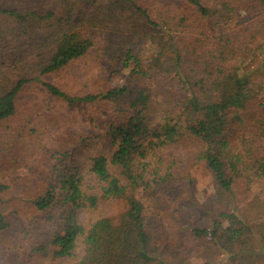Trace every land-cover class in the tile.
Returning a JSON list of instances; mask_svg holds the SVG:
<instances>
[{"label":"trees","instance_id":"trees-1","mask_svg":"<svg viewBox=\"0 0 264 264\" xmlns=\"http://www.w3.org/2000/svg\"><path fill=\"white\" fill-rule=\"evenodd\" d=\"M120 1L130 12L126 20L134 35L143 34L153 47L145 59L125 49L120 57L123 66L139 78L158 74L175 80L182 92L177 114L151 124L147 111L152 95L142 89L131 91L127 84L76 95L40 79L86 55L96 44L94 38L83 34L82 18L73 21L76 10L70 0H63L57 10L0 3V17L17 23L15 50L4 60L19 55L25 67L32 51L39 56L35 73L24 69L14 79L0 80V177L14 172L15 143L30 131L32 117L18 103L30 83L39 81L70 106L107 103L111 111L100 136L111 137L114 149L93 157L91 165L104 183L101 193L87 192L84 175L75 167L61 172L58 183L34 200L40 210L71 207L62 230L50 240L52 255L77 257L82 243L84 253L72 264H195L182 250L192 238L198 249L211 251L204 264H213L216 252L227 264H264V210L253 211L251 185L264 183V0H175L177 5L169 0L161 7ZM38 26L44 32L34 38L32 29ZM110 37L114 40L115 34ZM257 53L261 55L257 68L239 63ZM185 135L198 144L197 158L212 171L219 197L241 202L243 209L222 210L210 228L191 225L182 236L158 229L136 192L154 188L166 178L159 151ZM112 166L120 169V175ZM9 186L0 183V196ZM112 198L126 202L117 222L100 216L86 226L77 219V208L97 207L102 199ZM8 226L0 208V235ZM48 248L43 243L35 250Z\"/></svg>","mask_w":264,"mask_h":264},{"label":"rangeland","instance_id":"rangeland-1","mask_svg":"<svg viewBox=\"0 0 264 264\" xmlns=\"http://www.w3.org/2000/svg\"><path fill=\"white\" fill-rule=\"evenodd\" d=\"M140 5L161 7L169 0H135ZM75 7L73 21L81 20L83 34L91 35L95 46L83 57L74 60L63 69L40 76L63 90L76 95L97 92L112 86L127 84L131 91L140 89L152 95L147 111L151 124H158L165 115H176L182 92L175 80L154 74L139 78L131 75L120 60L125 49H132L135 55L146 58L153 52L149 40L143 34L134 35L127 24L130 12L120 0H70ZM176 5L179 1L171 0ZM6 7L20 8L22 5H41L48 9H59L63 0H0ZM0 17V80L14 79L24 69L36 72V52L22 66L20 56L10 57L15 50L13 40L17 23L13 18ZM17 30V29H16ZM32 36L40 38L44 32L41 26L32 29ZM15 33V34H14ZM115 34L112 40L111 34ZM107 39L111 40L107 43ZM22 47H26L23 44ZM259 53L241 59L239 63L248 67L258 66ZM16 62L17 67L12 64ZM18 103L21 110L31 115L30 131L23 133L15 143L16 168L0 183H9L8 189L0 196V208L9 220V226L0 235V264H72L84 253L80 243L77 257L58 258L52 255L50 240L62 223L70 206L52 205L40 210L34 200L43 195L50 186L58 183L61 172L67 173L78 167L84 175L83 187L90 194H100L104 183L91 170L92 159L100 153L114 149L111 137L100 136L111 107L107 103H82L70 106L51 95L39 81L30 83L20 94ZM198 144L190 135L174 143L164 145L159 151L162 159L161 173L166 178L148 189L138 190L153 215L158 229L164 228L170 234L184 236L191 225L210 228L212 219L222 210L243 209L240 203L220 198L214 175L203 161L197 158ZM112 171L120 175L117 166ZM166 174V175H165ZM125 181L124 178H122ZM252 200L254 212L264 210V183L253 182ZM126 209L122 199H102L97 207L77 208V219L90 226L100 216H108L117 222ZM223 219V218H222ZM227 226V219L223 220ZM184 242V240H182ZM48 243L49 250L43 252L35 247ZM182 250L195 264H204L211 251L198 249L196 242L187 239ZM213 264H227L219 252L213 253Z\"/></svg>","mask_w":264,"mask_h":264}]
</instances>
